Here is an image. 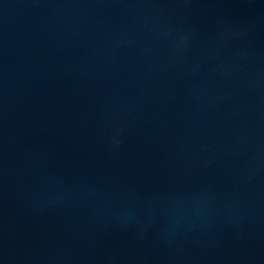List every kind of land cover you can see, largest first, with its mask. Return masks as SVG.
<instances>
[{
    "label": "water",
    "instance_id": "95a60500",
    "mask_svg": "<svg viewBox=\"0 0 264 264\" xmlns=\"http://www.w3.org/2000/svg\"><path fill=\"white\" fill-rule=\"evenodd\" d=\"M0 264H264V0H0Z\"/></svg>",
    "mask_w": 264,
    "mask_h": 264
}]
</instances>
